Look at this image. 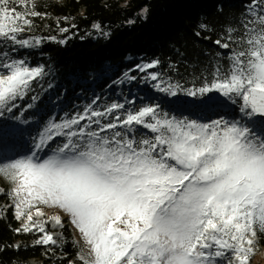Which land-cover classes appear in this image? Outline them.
<instances>
[{"label":"rangeland","instance_id":"obj_1","mask_svg":"<svg viewBox=\"0 0 264 264\" xmlns=\"http://www.w3.org/2000/svg\"><path fill=\"white\" fill-rule=\"evenodd\" d=\"M9 18L0 5V195L26 230L47 243L66 222L83 264H264L263 31L204 98L166 95L146 63L66 111L27 97L40 69L15 54L34 40Z\"/></svg>","mask_w":264,"mask_h":264},{"label":"trees","instance_id":"obj_2","mask_svg":"<svg viewBox=\"0 0 264 264\" xmlns=\"http://www.w3.org/2000/svg\"><path fill=\"white\" fill-rule=\"evenodd\" d=\"M0 5L17 34L34 40L33 49L15 54L40 69L38 88L32 83L27 97L41 107L51 90L66 111L95 99L108 102V88L126 73L135 78L136 68L146 63L154 65L148 72L166 95L193 93L199 100L204 98L199 91L231 78L254 37L264 32V0H0ZM233 100L237 112L241 100ZM28 112L26 119L45 118V109ZM2 190L0 264H83L66 222L62 240L44 243V232L26 230L13 213L10 191Z\"/></svg>","mask_w":264,"mask_h":264},{"label":"built area","instance_id":"obj_3","mask_svg":"<svg viewBox=\"0 0 264 264\" xmlns=\"http://www.w3.org/2000/svg\"><path fill=\"white\" fill-rule=\"evenodd\" d=\"M51 17H52V20L53 21H57V19H58V17H55V16H53V15H51ZM24 244V243H23ZM18 245H19V243H18ZM32 262H33V264H36V262L34 261V260H32Z\"/></svg>","mask_w":264,"mask_h":264},{"label":"bare ground","instance_id":"obj_4","mask_svg":"<svg viewBox=\"0 0 264 264\" xmlns=\"http://www.w3.org/2000/svg\"><path fill=\"white\" fill-rule=\"evenodd\" d=\"M14 142H15V140H14ZM14 145H16L15 143H14ZM17 146V145H16ZM137 214V213H136Z\"/></svg>","mask_w":264,"mask_h":264}]
</instances>
